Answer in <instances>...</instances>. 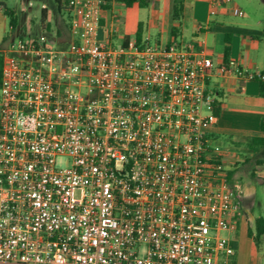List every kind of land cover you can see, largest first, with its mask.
Listing matches in <instances>:
<instances>
[{
	"label": "built area",
	"instance_id": "obj_1",
	"mask_svg": "<svg viewBox=\"0 0 264 264\" xmlns=\"http://www.w3.org/2000/svg\"><path fill=\"white\" fill-rule=\"evenodd\" d=\"M103 4L66 1L64 45L0 49V264H233L245 192L207 80L264 74L195 42L100 41Z\"/></svg>",
	"mask_w": 264,
	"mask_h": 264
},
{
	"label": "crops",
	"instance_id": "obj_2",
	"mask_svg": "<svg viewBox=\"0 0 264 264\" xmlns=\"http://www.w3.org/2000/svg\"><path fill=\"white\" fill-rule=\"evenodd\" d=\"M175 1L150 0L153 20L149 19V23L158 24L162 30L165 23L171 22L176 33L179 28L189 27L192 37L188 42L203 46L215 66L232 62L264 74V0H229L221 6H212L207 0H181L177 13L171 16ZM116 3L111 1L102 10L98 40L120 45L135 36L141 24L142 7L138 3L124 5L123 15H117L114 13ZM234 9L243 13L239 15ZM3 10L0 5V18ZM66 34L69 40V23ZM207 89L220 103L216 122L208 129L214 142L226 133L247 138L258 132L257 135H264L259 130L260 120L264 118V97L260 95L258 80L222 76L214 71L207 80ZM245 215L239 220L236 231L229 234L234 239L232 263L264 264V250L259 251V245H264V234L259 245L251 236L249 242L246 238L249 223Z\"/></svg>",
	"mask_w": 264,
	"mask_h": 264
},
{
	"label": "rangeland",
	"instance_id": "obj_3",
	"mask_svg": "<svg viewBox=\"0 0 264 264\" xmlns=\"http://www.w3.org/2000/svg\"><path fill=\"white\" fill-rule=\"evenodd\" d=\"M0 3H4L3 8L6 7L13 12L18 23L22 24L25 20L30 21V32L25 34L22 26H18L15 31H12L9 25L10 16L1 15L0 48L9 46L12 41L17 40L18 36L37 38L39 34H47L57 43L68 40L66 31L72 15L66 8H63L61 12L57 11L53 0H0ZM123 8L125 6L122 3H116L114 13L123 15ZM151 10L150 4L142 7L141 10V37L143 39H148L151 43L167 42L170 39L187 43L191 39L192 33L189 27L179 28L178 33L172 34L171 22L165 23L162 30L158 24L151 25L149 23V19L153 20ZM170 12L172 16V7ZM248 140L247 137H237L226 133L219 135L215 142L228 156L234 171L233 178L238 180L244 189L243 213L246 214L249 223L248 232L251 230L254 233L255 218L260 216L264 218V149L258 153L251 151L247 146ZM59 162L61 166L68 164L67 158L64 157ZM248 236L246 238L251 242L250 235ZM261 250H264L263 244L259 245V251Z\"/></svg>",
	"mask_w": 264,
	"mask_h": 264
},
{
	"label": "trees",
	"instance_id": "obj_4",
	"mask_svg": "<svg viewBox=\"0 0 264 264\" xmlns=\"http://www.w3.org/2000/svg\"><path fill=\"white\" fill-rule=\"evenodd\" d=\"M111 1L122 3L125 6H131L134 3H138V5L140 7H145L150 3V0H104L103 8L108 7L109 3ZM53 2L56 5L57 11L61 12L63 8L67 9V7L65 6L66 1H64V0H53ZM0 5L4 6V3H0ZM180 5H181V0H176L174 2V5L172 7L173 14L177 13V10L180 8ZM3 12H4V14L10 16L9 25H10V29L12 31H15L18 26H22L25 34H28L30 32V21L29 20H25L22 24H20L16 21V17L14 16V14L11 10H9L8 8L5 7ZM41 14L43 16L44 9L42 10ZM171 33L175 34L174 28H171ZM134 37L136 38L137 41H140V39L142 38L141 37V24H139L138 29H137ZM1 66H2V54L0 51V76H1ZM258 81H259L260 95L264 97V80H258ZM219 106H220V103L216 100L215 109H214V113L216 115H218V113H219ZM259 130L262 133H264V118H262L260 120ZM247 146L253 152H257V153L260 152L262 149H264V135H253V136L249 137V140L247 142ZM233 174H234V171L231 170L229 172V176L232 177ZM254 222H255V232L253 233V231L249 230L248 233L253 238L254 242L257 245H259L262 241V236L264 234V218L261 216L257 217V218H255Z\"/></svg>",
	"mask_w": 264,
	"mask_h": 264
}]
</instances>
